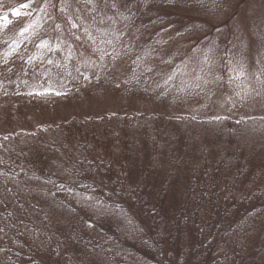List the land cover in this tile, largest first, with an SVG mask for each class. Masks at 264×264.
I'll return each instance as SVG.
<instances>
[{"label": "trees", "instance_id": "1", "mask_svg": "<svg viewBox=\"0 0 264 264\" xmlns=\"http://www.w3.org/2000/svg\"><path fill=\"white\" fill-rule=\"evenodd\" d=\"M101 120L0 137V264H264V118Z\"/></svg>", "mask_w": 264, "mask_h": 264}, {"label": "rangeland", "instance_id": "2", "mask_svg": "<svg viewBox=\"0 0 264 264\" xmlns=\"http://www.w3.org/2000/svg\"><path fill=\"white\" fill-rule=\"evenodd\" d=\"M0 9L16 17L0 23V137L133 112L264 118V0H0ZM227 143L262 165L257 137L246 149ZM245 181L228 187L248 192Z\"/></svg>", "mask_w": 264, "mask_h": 264}]
</instances>
